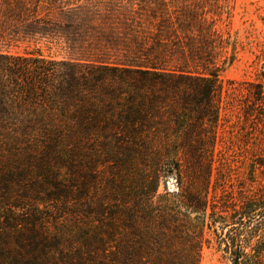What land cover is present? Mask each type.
I'll use <instances>...</instances> for the list:
<instances>
[{
    "label": "trees",
    "instance_id": "16d2710c",
    "mask_svg": "<svg viewBox=\"0 0 264 264\" xmlns=\"http://www.w3.org/2000/svg\"><path fill=\"white\" fill-rule=\"evenodd\" d=\"M227 2L0 0V264H264V83L220 79Z\"/></svg>",
    "mask_w": 264,
    "mask_h": 264
},
{
    "label": "rangeland",
    "instance_id": "374dc122",
    "mask_svg": "<svg viewBox=\"0 0 264 264\" xmlns=\"http://www.w3.org/2000/svg\"><path fill=\"white\" fill-rule=\"evenodd\" d=\"M221 12L217 26L224 33L227 45L220 79L224 82L254 80L264 83V0H228ZM23 49L24 46L20 45L10 51L20 53ZM49 53L55 55L53 51ZM162 190L163 186L160 187ZM200 264L229 263L210 244L204 246Z\"/></svg>",
    "mask_w": 264,
    "mask_h": 264
}]
</instances>
